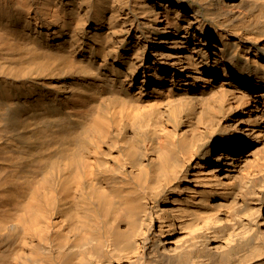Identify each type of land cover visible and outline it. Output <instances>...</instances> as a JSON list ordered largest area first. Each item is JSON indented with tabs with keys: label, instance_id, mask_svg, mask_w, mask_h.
I'll list each match as a JSON object with an SVG mask.
<instances>
[{
	"label": "bare ground",
	"instance_id": "bare-ground-1",
	"mask_svg": "<svg viewBox=\"0 0 264 264\" xmlns=\"http://www.w3.org/2000/svg\"><path fill=\"white\" fill-rule=\"evenodd\" d=\"M0 264H264V0H0Z\"/></svg>",
	"mask_w": 264,
	"mask_h": 264
}]
</instances>
